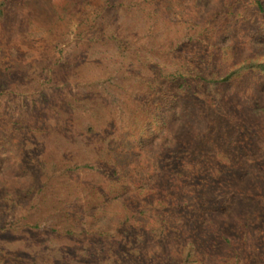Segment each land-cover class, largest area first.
I'll use <instances>...</instances> for the list:
<instances>
[{
  "label": "rangeland",
  "instance_id": "rangeland-1",
  "mask_svg": "<svg viewBox=\"0 0 264 264\" xmlns=\"http://www.w3.org/2000/svg\"><path fill=\"white\" fill-rule=\"evenodd\" d=\"M260 1L263 10L256 0H0V84L6 83L0 95V226H39V234L22 228L0 238V264H63L62 254L88 246L109 253H96L85 264L134 262L124 234L120 246L98 239L87 207L118 166L123 176L130 174L134 156L114 154L118 166L110 168L92 158L98 152L93 154V143L87 155L77 142L71 160L80 167L69 169L62 167L68 144L55 138L67 130L70 115L101 133L112 134L108 120L128 131L147 83L158 86L177 70L196 93L192 103L199 110L188 106L189 120L200 112L203 120L201 134L192 128L198 133L193 148L198 155L204 150L211 165L238 167L236 188L223 192L220 206L206 204L211 219L222 208L239 216L222 233L231 243L217 260L264 264V76L246 71L221 87L198 79L210 83L244 64L264 62ZM98 96L108 120L90 109L88 101ZM183 103L163 117L180 124L176 112ZM155 144L160 143L149 146ZM33 179L39 184L30 190ZM141 183L128 176L130 190ZM44 244L53 252L42 249Z\"/></svg>",
  "mask_w": 264,
  "mask_h": 264
},
{
  "label": "trees",
  "instance_id": "trees-1",
  "mask_svg": "<svg viewBox=\"0 0 264 264\" xmlns=\"http://www.w3.org/2000/svg\"><path fill=\"white\" fill-rule=\"evenodd\" d=\"M256 2L260 10H263L261 1ZM1 15H4L2 7ZM246 71H256L264 76V62L244 64L224 78H213L210 83L202 76L198 79L208 85L221 87L236 81ZM177 72L162 77L163 82L158 86L147 83L150 87L143 93V98L146 99L132 108L133 121L128 131H122L115 122L107 119L106 112H103L106 105L98 96L88 101L90 109H94L96 116L100 114L99 118L108 120L112 134H102L90 126L84 128L83 120L71 115L67 116V130L62 132L65 129L63 128L58 136L53 134L54 137L57 136L55 142L64 146L68 144V148L66 146L63 149L66 153L63 155L62 167L65 168L80 167L77 162L71 160L72 153L76 151L72 144L77 142L81 143L80 152L87 155V148L93 143V154L95 155V150L98 152L92 158L104 162L110 168L118 166L114 154L128 153L134 156L129 175L123 176L118 166L113 174L115 178L107 183V188L97 192L98 201L93 198L87 202L89 211L93 212L92 220L96 222L95 233L98 239L106 241L105 244L108 245L117 243L120 246L123 240L119 235L124 234L129 240L127 243L130 249L126 253L127 257L132 256V264H219L217 259L226 244L231 243V239L222 233L228 232L231 222H239V216L232 217L233 210L226 211L225 208L219 211L214 209V217L209 218V208L206 204L211 202L214 206H220L219 202L225 200L223 192L236 188L232 178L236 175L238 167L220 163L211 165L209 160L204 161L203 156L207 154L204 150L201 151L202 155H198L199 150L193 148L197 147L192 142L198 133L194 135L192 128L200 133L203 120L201 112L197 120H189L192 111L189 112L188 106L194 104L199 110L196 102L192 103V97L196 93L191 91L194 86L190 79L179 76ZM5 89L6 83H1L0 95L5 94ZM179 100L184 102L176 112L180 124L162 115L166 109H173ZM91 137H94L96 142ZM147 139L151 142L147 143ZM154 140L160 143L153 146L159 147L158 150L151 147ZM220 140L225 141L223 137ZM112 149H115V152ZM59 166L60 163L57 167ZM128 176L143 182L137 190H130L127 186ZM36 181L37 179H33V183L28 187L30 190L38 187L39 183ZM222 183L225 186H222ZM118 185H123V189H116ZM260 219L262 218H258V221ZM22 228L32 234H39V226L20 227L19 223L6 222L0 226V238ZM46 237L45 235L44 243L49 241ZM48 247L54 249L50 244H44L42 249L52 251ZM89 248L85 247L81 251L74 249L70 254H62L63 259L61 257L58 260L63 264H85L92 259L94 261L96 253H109L106 248L100 251ZM138 253L139 256L135 260ZM112 254V257H115V252L112 251ZM108 263L109 260L104 264Z\"/></svg>",
  "mask_w": 264,
  "mask_h": 264
}]
</instances>
